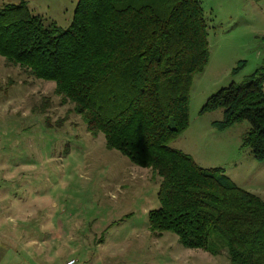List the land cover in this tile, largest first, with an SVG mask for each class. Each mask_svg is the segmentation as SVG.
<instances>
[{"label": "rangeland", "instance_id": "374dc122", "mask_svg": "<svg viewBox=\"0 0 264 264\" xmlns=\"http://www.w3.org/2000/svg\"><path fill=\"white\" fill-rule=\"evenodd\" d=\"M207 21L208 61L189 92V126L169 144L201 168L220 169L264 202V160L242 147L247 122L219 130L223 109L200 113L208 97L240 84L264 57V0H198ZM67 30L77 0H24ZM19 0H0V6ZM54 83L0 57V264H229L185 249L170 232L151 233L158 177L92 137ZM264 93V83L261 85Z\"/></svg>", "mask_w": 264, "mask_h": 264}, {"label": "trees", "instance_id": "16d2710c", "mask_svg": "<svg viewBox=\"0 0 264 264\" xmlns=\"http://www.w3.org/2000/svg\"><path fill=\"white\" fill-rule=\"evenodd\" d=\"M207 21L198 0H77L67 30L33 15L24 0L0 6V57L54 93L104 137L105 147L158 177L151 233L229 264H264V202L220 169H203L169 144L189 126V92L208 61ZM264 57L242 83L207 98L223 109L219 130L247 122L242 147L264 160Z\"/></svg>", "mask_w": 264, "mask_h": 264}, {"label": "built area", "instance_id": "2783aa9c", "mask_svg": "<svg viewBox=\"0 0 264 264\" xmlns=\"http://www.w3.org/2000/svg\"><path fill=\"white\" fill-rule=\"evenodd\" d=\"M74 263H75L74 260H70V261L66 262V264H74Z\"/></svg>", "mask_w": 264, "mask_h": 264}, {"label": "crops", "instance_id": "0c3cea01", "mask_svg": "<svg viewBox=\"0 0 264 264\" xmlns=\"http://www.w3.org/2000/svg\"><path fill=\"white\" fill-rule=\"evenodd\" d=\"M177 150V149H176ZM179 150V149H178ZM179 151H181V150H179ZM181 152H183V151H181ZM184 153V152H183ZM203 169H205V168H203Z\"/></svg>", "mask_w": 264, "mask_h": 264}]
</instances>
